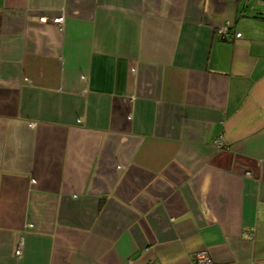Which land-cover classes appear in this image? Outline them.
Listing matches in <instances>:
<instances>
[{
    "label": "crops",
    "instance_id": "0c3cea01",
    "mask_svg": "<svg viewBox=\"0 0 264 264\" xmlns=\"http://www.w3.org/2000/svg\"><path fill=\"white\" fill-rule=\"evenodd\" d=\"M200 252L264 263V0H0V264Z\"/></svg>",
    "mask_w": 264,
    "mask_h": 264
},
{
    "label": "built area",
    "instance_id": "2783aa9c",
    "mask_svg": "<svg viewBox=\"0 0 264 264\" xmlns=\"http://www.w3.org/2000/svg\"><path fill=\"white\" fill-rule=\"evenodd\" d=\"M44 21H50L52 23H56V24L61 25V23L63 22V16L60 15V16L55 17L53 19L44 18ZM228 29H229L228 25L221 26L219 29L216 30L218 36L223 39L228 34V32H229ZM235 36L239 37L240 34L236 33ZM214 145L216 147H222V143H221L220 139H216L214 141ZM21 243H22L21 240L18 243H16L17 245H16V249L14 251V254H15L14 256H16L18 258L20 257L21 252H22V248H23V244H21ZM193 261H194L193 264H213L212 260H210L209 256L205 252L197 253L195 255V259ZM252 264H264V263H261L260 261H254Z\"/></svg>",
    "mask_w": 264,
    "mask_h": 264
}]
</instances>
